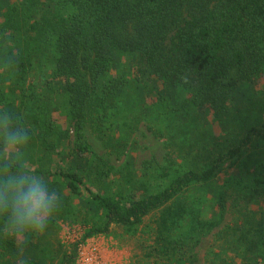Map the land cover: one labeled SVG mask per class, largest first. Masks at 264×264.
<instances>
[{"label":"trees","instance_id":"obj_1","mask_svg":"<svg viewBox=\"0 0 264 264\" xmlns=\"http://www.w3.org/2000/svg\"><path fill=\"white\" fill-rule=\"evenodd\" d=\"M0 109L31 137L12 170L30 166L62 200L44 235L0 233V264H76L100 235L141 240L143 264H195L192 239L221 225L230 189L261 211L221 229L205 264H264V0H0ZM144 119L172 158L116 168L107 157L128 154ZM225 170L203 218L205 196L184 195ZM65 224L85 229L79 242L64 244Z\"/></svg>","mask_w":264,"mask_h":264},{"label":"rangeland","instance_id":"obj_2","mask_svg":"<svg viewBox=\"0 0 264 264\" xmlns=\"http://www.w3.org/2000/svg\"><path fill=\"white\" fill-rule=\"evenodd\" d=\"M40 75L39 69L33 72L29 78L28 84H38ZM261 87L262 86L259 88ZM259 88H254V93L256 97L262 99L263 95ZM248 93H250V90ZM246 99H248L247 92L245 97L240 96L241 102H244ZM241 102L240 107L243 109L244 115H251L252 110H246L247 105L245 107ZM246 104H248V102ZM255 108L258 109V104ZM58 124L70 136L69 141L74 142L73 123L69 122L67 119L61 118ZM148 126L149 123L146 119L138 126V129L130 141L128 154L126 156L121 158L115 156L107 157L116 168L121 169L132 156L135 157L136 166L139 171H141L144 164L149 161H155L160 165H165L172 158L166 140L157 138L148 129ZM220 133H216L218 136H221L220 139L227 135L223 132ZM87 138L100 155H105L102 143L95 135L89 132ZM260 147L261 144L259 140H255L250 148L256 151L259 150ZM231 171L232 170H225L214 181L190 189L185 193L184 199L189 200V196L194 193L203 194L205 196V201L200 205V209L203 218H209L212 212V199L220 192L221 186L225 183ZM222 193L226 201V209L221 225L211 232L206 230L196 232L188 248V251L191 252L188 256H196L197 261L195 264H205L207 254L218 247L216 238L221 229L236 220H246L249 217L256 216L261 211L259 199L244 198L231 189L223 190ZM189 218L190 216L187 217V220ZM84 233L85 229L80 225L71 226L65 224L61 229L60 237L64 244L70 245L71 243L79 242ZM148 252L149 250L147 251V249L143 247L141 240H132L130 243L122 245L113 236L100 235L89 238L80 246L79 260L76 264H143L144 259L147 258Z\"/></svg>","mask_w":264,"mask_h":264},{"label":"clouds","instance_id":"obj_3","mask_svg":"<svg viewBox=\"0 0 264 264\" xmlns=\"http://www.w3.org/2000/svg\"><path fill=\"white\" fill-rule=\"evenodd\" d=\"M30 139L29 130L12 113L0 109V218L4 220L0 233L18 241L29 234L44 235L62 208L59 193L50 190L30 166L12 170Z\"/></svg>","mask_w":264,"mask_h":264},{"label":"built area","instance_id":"obj_4","mask_svg":"<svg viewBox=\"0 0 264 264\" xmlns=\"http://www.w3.org/2000/svg\"><path fill=\"white\" fill-rule=\"evenodd\" d=\"M80 251V250H79ZM78 260H79V256H78V259H77V262L76 263H78Z\"/></svg>","mask_w":264,"mask_h":264}]
</instances>
